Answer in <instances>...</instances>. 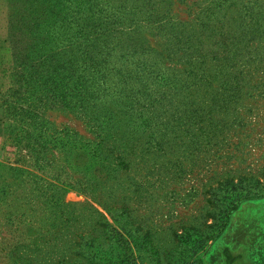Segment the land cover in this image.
Listing matches in <instances>:
<instances>
[{
	"label": "rangeland",
	"instance_id": "rangeland-1",
	"mask_svg": "<svg viewBox=\"0 0 264 264\" xmlns=\"http://www.w3.org/2000/svg\"><path fill=\"white\" fill-rule=\"evenodd\" d=\"M0 264H264V0H4Z\"/></svg>",
	"mask_w": 264,
	"mask_h": 264
},
{
	"label": "crops",
	"instance_id": "crops-1",
	"mask_svg": "<svg viewBox=\"0 0 264 264\" xmlns=\"http://www.w3.org/2000/svg\"><path fill=\"white\" fill-rule=\"evenodd\" d=\"M3 8H4V0H0V30H4V17H3L4 11H3ZM0 45L4 46V42L2 41L0 43Z\"/></svg>",
	"mask_w": 264,
	"mask_h": 264
},
{
	"label": "trees",
	"instance_id": "trees-1",
	"mask_svg": "<svg viewBox=\"0 0 264 264\" xmlns=\"http://www.w3.org/2000/svg\"><path fill=\"white\" fill-rule=\"evenodd\" d=\"M226 259H227V264H235L239 259H241V256L239 257H234L232 253H230V250L226 248Z\"/></svg>",
	"mask_w": 264,
	"mask_h": 264
}]
</instances>
